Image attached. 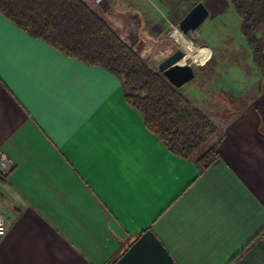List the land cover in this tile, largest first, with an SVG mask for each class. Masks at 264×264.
<instances>
[{"label": "crops", "instance_id": "0c3cea01", "mask_svg": "<svg viewBox=\"0 0 264 264\" xmlns=\"http://www.w3.org/2000/svg\"><path fill=\"white\" fill-rule=\"evenodd\" d=\"M85 1L114 15L146 4ZM251 88L200 173L148 130L116 75L0 13V150L15 163L0 174V264H115L149 230L176 264H264V85Z\"/></svg>", "mask_w": 264, "mask_h": 264}, {"label": "trees", "instance_id": "16d2710c", "mask_svg": "<svg viewBox=\"0 0 264 264\" xmlns=\"http://www.w3.org/2000/svg\"><path fill=\"white\" fill-rule=\"evenodd\" d=\"M231 2L241 18V33L252 48L253 62L264 77V45L259 36L264 33V0ZM0 13L64 55L116 75L126 101L143 117L148 130L170 152L192 161L200 173L219 160L225 132L213 112L198 107L85 0H0Z\"/></svg>", "mask_w": 264, "mask_h": 264}, {"label": "rangeland", "instance_id": "374dc122", "mask_svg": "<svg viewBox=\"0 0 264 264\" xmlns=\"http://www.w3.org/2000/svg\"><path fill=\"white\" fill-rule=\"evenodd\" d=\"M200 2L208 9L209 16L199 28L184 33L180 22ZM146 4L137 9L120 5L117 9L126 11L118 10L116 15L97 11L157 69L182 49L174 38L177 30L196 46L209 47L212 56L205 64L187 59L196 77L181 89L198 107L212 111L219 123L217 114L221 113L223 126L224 120L228 121L243 106L242 102L252 98V85H264V77L253 62L252 48L241 33V18L231 0H146ZM168 18L173 20L171 25ZM259 36L264 45V33ZM204 65H208L205 70L201 69Z\"/></svg>", "mask_w": 264, "mask_h": 264}, {"label": "water", "instance_id": "95a60500", "mask_svg": "<svg viewBox=\"0 0 264 264\" xmlns=\"http://www.w3.org/2000/svg\"><path fill=\"white\" fill-rule=\"evenodd\" d=\"M209 16L206 6L198 3L180 22L185 33L199 28ZM186 52L178 49L159 65V71L176 87L182 88L196 77ZM115 264H176L173 257L153 231H146Z\"/></svg>", "mask_w": 264, "mask_h": 264}, {"label": "bare ground", "instance_id": "6f19581e", "mask_svg": "<svg viewBox=\"0 0 264 264\" xmlns=\"http://www.w3.org/2000/svg\"><path fill=\"white\" fill-rule=\"evenodd\" d=\"M174 38L181 45L182 50L186 52L189 59L193 61L205 64L212 56V50L207 46H196L192 41H189L184 37L180 31H176Z\"/></svg>", "mask_w": 264, "mask_h": 264}, {"label": "built area", "instance_id": "2783aa9c", "mask_svg": "<svg viewBox=\"0 0 264 264\" xmlns=\"http://www.w3.org/2000/svg\"><path fill=\"white\" fill-rule=\"evenodd\" d=\"M14 167L15 163L12 159L5 152L0 150V174L7 175ZM7 230L8 224L0 207V238L6 235Z\"/></svg>", "mask_w": 264, "mask_h": 264}]
</instances>
